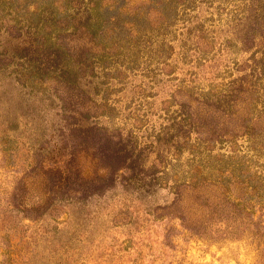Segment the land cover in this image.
I'll use <instances>...</instances> for the list:
<instances>
[{
  "label": "rangeland",
  "instance_id": "rangeland-1",
  "mask_svg": "<svg viewBox=\"0 0 264 264\" xmlns=\"http://www.w3.org/2000/svg\"><path fill=\"white\" fill-rule=\"evenodd\" d=\"M0 264H264V0H0Z\"/></svg>",
  "mask_w": 264,
  "mask_h": 264
},
{
  "label": "trees",
  "instance_id": "trees-1",
  "mask_svg": "<svg viewBox=\"0 0 264 264\" xmlns=\"http://www.w3.org/2000/svg\"><path fill=\"white\" fill-rule=\"evenodd\" d=\"M230 72V71H229ZM230 77V76H229ZM229 77H227V78H225L224 79V81H225V83L223 82L222 84H221V86H216L215 87V92H217V91H225L224 89H225V87H228V86H231L232 85V83H233V81H229ZM231 80H235V79H232L231 78ZM230 152H232V151H230Z\"/></svg>",
  "mask_w": 264,
  "mask_h": 264
}]
</instances>
